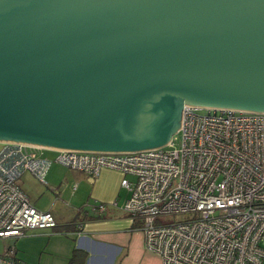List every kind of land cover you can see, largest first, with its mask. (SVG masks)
<instances>
[{
    "label": "water",
    "instance_id": "obj_1",
    "mask_svg": "<svg viewBox=\"0 0 264 264\" xmlns=\"http://www.w3.org/2000/svg\"><path fill=\"white\" fill-rule=\"evenodd\" d=\"M186 106L264 112V0H0V143L152 149Z\"/></svg>",
    "mask_w": 264,
    "mask_h": 264
},
{
    "label": "built area",
    "instance_id": "obj_2",
    "mask_svg": "<svg viewBox=\"0 0 264 264\" xmlns=\"http://www.w3.org/2000/svg\"><path fill=\"white\" fill-rule=\"evenodd\" d=\"M199 109L186 106L170 142L152 149L54 150L52 159L40 154L45 148L1 142L0 240L56 227L54 215L31 202L20 179L29 172L47 184L57 162L93 178L105 168L126 175L123 209L140 222L145 247L161 264H264V112ZM175 214L186 218L161 219ZM0 264L27 263L12 243Z\"/></svg>",
    "mask_w": 264,
    "mask_h": 264
},
{
    "label": "crops",
    "instance_id": "obj_3",
    "mask_svg": "<svg viewBox=\"0 0 264 264\" xmlns=\"http://www.w3.org/2000/svg\"><path fill=\"white\" fill-rule=\"evenodd\" d=\"M50 169L48 187L28 195L37 208L54 215L57 225L12 239L19 260L68 264L73 250L82 249L88 252L86 264H161L159 255L146 249L140 222L123 209L128 192L121 181L126 175L110 168L96 178L72 169L57 175L56 167ZM50 190L52 201L44 202L42 197Z\"/></svg>",
    "mask_w": 264,
    "mask_h": 264
},
{
    "label": "rangeland",
    "instance_id": "obj_4",
    "mask_svg": "<svg viewBox=\"0 0 264 264\" xmlns=\"http://www.w3.org/2000/svg\"><path fill=\"white\" fill-rule=\"evenodd\" d=\"M199 111L202 113H206L208 111V109L202 108V109H199ZM1 146H2V144L0 143V148H1ZM40 154L42 156H46V157H49L52 159H54L57 156V152L54 150H51V149H42ZM53 167H56L55 172L57 175H62L65 171H70L69 168H67L66 166L61 165V164L59 165V163H57V162L53 164L50 171H52ZM48 173H47V181L49 180ZM127 177L131 178L133 180L131 175H128ZM20 182H21V186L24 189V191L27 194H30V193L32 194V191H33L34 196H35V194H38L41 191L42 186L48 187V186H46L47 184L42 183L35 178H32V175L31 174L29 175L28 172H25V174L22 175ZM52 196H54V195H53V192L50 190V192L43 195V197H42L43 201L50 203L52 201ZM185 218H186V216L182 215V214L164 215L163 217H161V219H163L165 222H174V221L183 220ZM13 242L14 241L12 239L0 240V253H3L6 250V247L8 245L12 244Z\"/></svg>",
    "mask_w": 264,
    "mask_h": 264
},
{
    "label": "trees",
    "instance_id": "obj_5",
    "mask_svg": "<svg viewBox=\"0 0 264 264\" xmlns=\"http://www.w3.org/2000/svg\"><path fill=\"white\" fill-rule=\"evenodd\" d=\"M88 252L82 249H74L68 264H86Z\"/></svg>",
    "mask_w": 264,
    "mask_h": 264
}]
</instances>
